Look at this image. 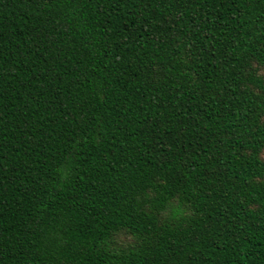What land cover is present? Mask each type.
I'll return each instance as SVG.
<instances>
[{
    "label": "trees",
    "instance_id": "16d2710c",
    "mask_svg": "<svg viewBox=\"0 0 264 264\" xmlns=\"http://www.w3.org/2000/svg\"><path fill=\"white\" fill-rule=\"evenodd\" d=\"M0 264H264V0H0Z\"/></svg>",
    "mask_w": 264,
    "mask_h": 264
},
{
    "label": "clouds",
    "instance_id": "9594fccd",
    "mask_svg": "<svg viewBox=\"0 0 264 264\" xmlns=\"http://www.w3.org/2000/svg\"><path fill=\"white\" fill-rule=\"evenodd\" d=\"M59 177H60V181L62 183L64 180H67L68 179V174L65 173L63 169H61L59 171ZM182 214H183L182 212H176V213H174V215H177V216L178 215H182Z\"/></svg>",
    "mask_w": 264,
    "mask_h": 264
}]
</instances>
